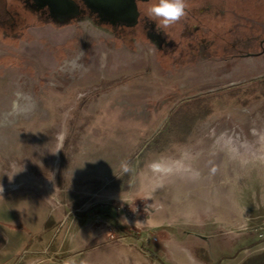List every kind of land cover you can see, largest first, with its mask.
<instances>
[{"label":"rangeland","instance_id":"rangeland-1","mask_svg":"<svg viewBox=\"0 0 264 264\" xmlns=\"http://www.w3.org/2000/svg\"><path fill=\"white\" fill-rule=\"evenodd\" d=\"M219 1L243 16L226 15L225 29L264 30V0H212ZM24 19L18 35L0 25V264L22 260L14 226L39 223L50 202L76 206L98 190L134 192L122 213L137 211L136 193L143 185L163 191L164 165L173 160L211 164L195 171L199 189H242L230 204L245 206L241 231L247 253H256L248 263L264 264V53L221 66L196 55L179 22L164 30L166 53L141 24L117 25L114 35L89 20ZM59 132L66 139L53 154ZM189 178L179 177L191 185ZM14 189L35 190L36 202L18 205ZM151 235L161 239L156 229Z\"/></svg>","mask_w":264,"mask_h":264},{"label":"crops","instance_id":"crops-1","mask_svg":"<svg viewBox=\"0 0 264 264\" xmlns=\"http://www.w3.org/2000/svg\"><path fill=\"white\" fill-rule=\"evenodd\" d=\"M210 165H182L176 160L166 163L164 172L170 180L164 190L156 192L143 185L136 193L142 199L138 210L129 213H122L121 206L128 204L134 192L120 196L98 190L92 194L94 201L76 206L50 202L39 223L31 217L14 226L19 229L14 234L16 241L26 251L17 264H249L256 253H247V237L241 231L246 221L245 206L230 204L231 198L243 191L224 186L197 188V168L207 170ZM186 171L191 185L179 179ZM55 179L47 180L54 185ZM67 181L69 175H63L62 182ZM12 192L18 205L36 202L35 190ZM155 229L161 237L159 242L152 240ZM0 237L5 236L0 233Z\"/></svg>","mask_w":264,"mask_h":264},{"label":"flooded vegetation","instance_id":"flooded-vegetation-1","mask_svg":"<svg viewBox=\"0 0 264 264\" xmlns=\"http://www.w3.org/2000/svg\"><path fill=\"white\" fill-rule=\"evenodd\" d=\"M135 2L138 11L137 22L133 25H127L122 22L112 23L109 20L110 15L108 13L92 10L85 0H68V2H63L60 7L54 5L55 2L53 0H14V2L12 0H0V25L11 30L7 35H10L12 31L13 35H18L15 31L23 25L22 21L25 20V17L35 18L44 22L50 21L56 24L89 20L106 27L112 34L116 35L112 28H116L117 25H122L127 29L140 26L141 24L145 37L159 51L166 50L169 46V41L164 30H158L157 22L149 19L144 14L149 4L154 3L155 0H135ZM188 2L187 15L178 24L181 28L179 33L183 37L193 38V42L190 41L189 46L196 51L197 56H207L208 61L219 63L222 66L225 63L234 64L245 58L255 57L264 53V30L262 28L259 29L260 32L258 33H254L251 30L248 35L245 29L239 26L233 30L224 28L222 21L225 18L227 20L231 13L238 18L243 17L235 9L231 11L227 9L225 11V6L222 4L224 1L188 0ZM15 6L20 7L21 11L18 8H13ZM258 13L264 15V7L259 9ZM226 15L228 16L226 17ZM219 22H222L223 27L219 26ZM255 22L259 23L260 20H255ZM260 27H262V22H260ZM0 33L3 34L5 32L2 33L0 29ZM230 36L232 37L231 40ZM168 50H166V53ZM79 51H83V49L79 47ZM211 52L213 53L211 54ZM81 58L82 56H76L71 62L79 64L78 62ZM198 60L201 59L199 58ZM72 66L75 67L74 65Z\"/></svg>","mask_w":264,"mask_h":264},{"label":"clouds","instance_id":"clouds-1","mask_svg":"<svg viewBox=\"0 0 264 264\" xmlns=\"http://www.w3.org/2000/svg\"><path fill=\"white\" fill-rule=\"evenodd\" d=\"M187 9V0H155L154 3H150L145 10V15L157 22L158 30H165L179 22L185 15ZM66 139V133L59 132L56 136V148L55 150H50L51 153L57 154L61 149H63V141ZM21 170V169H20ZM122 170L127 172V166L122 165ZM18 171V170H17ZM14 171L9 177L12 178ZM3 191V187L0 186V192Z\"/></svg>","mask_w":264,"mask_h":264},{"label":"water","instance_id":"water-1","mask_svg":"<svg viewBox=\"0 0 264 264\" xmlns=\"http://www.w3.org/2000/svg\"><path fill=\"white\" fill-rule=\"evenodd\" d=\"M53 2L60 7L68 0H53ZM85 2L94 11L108 13L112 23L122 22L133 25L137 22L138 11L135 0H85Z\"/></svg>","mask_w":264,"mask_h":264},{"label":"built area","instance_id":"built-area-1","mask_svg":"<svg viewBox=\"0 0 264 264\" xmlns=\"http://www.w3.org/2000/svg\"><path fill=\"white\" fill-rule=\"evenodd\" d=\"M144 207L147 209V208H148V205H147V204H145V206H144ZM121 208H122V209H125V208H124V206H121Z\"/></svg>","mask_w":264,"mask_h":264}]
</instances>
